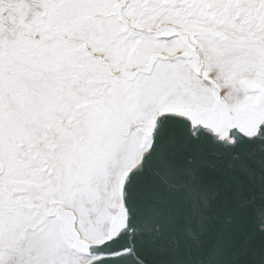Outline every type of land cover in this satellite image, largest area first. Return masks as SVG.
Returning <instances> with one entry per match:
<instances>
[{
	"label": "snow or ice",
	"instance_id": "1",
	"mask_svg": "<svg viewBox=\"0 0 264 264\" xmlns=\"http://www.w3.org/2000/svg\"><path fill=\"white\" fill-rule=\"evenodd\" d=\"M206 149L264 164V0H0V264H264L191 258Z\"/></svg>",
	"mask_w": 264,
	"mask_h": 264
},
{
	"label": "water",
	"instance_id": "2",
	"mask_svg": "<svg viewBox=\"0 0 264 264\" xmlns=\"http://www.w3.org/2000/svg\"><path fill=\"white\" fill-rule=\"evenodd\" d=\"M261 160L259 154L248 159L249 172L234 166L230 158L214 155L211 149L197 157L199 178L212 195L203 206L202 216L195 215L192 220L193 229L199 233L196 241H189L194 261L214 249L225 231L237 238L235 258L241 262L247 259L243 253L250 245H264V164ZM142 259L150 264L153 259L150 250L144 251Z\"/></svg>",
	"mask_w": 264,
	"mask_h": 264
},
{
	"label": "bare ground",
	"instance_id": "3",
	"mask_svg": "<svg viewBox=\"0 0 264 264\" xmlns=\"http://www.w3.org/2000/svg\"><path fill=\"white\" fill-rule=\"evenodd\" d=\"M221 94L223 95L224 93L222 92Z\"/></svg>",
	"mask_w": 264,
	"mask_h": 264
}]
</instances>
